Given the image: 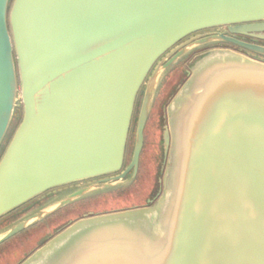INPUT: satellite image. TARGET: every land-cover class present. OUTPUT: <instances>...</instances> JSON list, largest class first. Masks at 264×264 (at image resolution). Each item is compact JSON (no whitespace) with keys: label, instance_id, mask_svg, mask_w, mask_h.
<instances>
[{"label":"water","instance_id":"water-1","mask_svg":"<svg viewBox=\"0 0 264 264\" xmlns=\"http://www.w3.org/2000/svg\"><path fill=\"white\" fill-rule=\"evenodd\" d=\"M227 32H264V0H0V146L19 94L23 108L0 157V215L103 176L48 192L58 194L0 242L134 179L162 71L212 42L264 55ZM162 112L156 197L70 221L19 264H264V60L229 48L194 55Z\"/></svg>","mask_w":264,"mask_h":264},{"label":"rangeland","instance_id":"rangeland-1","mask_svg":"<svg viewBox=\"0 0 264 264\" xmlns=\"http://www.w3.org/2000/svg\"><path fill=\"white\" fill-rule=\"evenodd\" d=\"M206 32V31H204ZM219 42H212L209 44H203L195 46L188 50V52L179 58L174 64H172L168 69L162 71L161 79L157 88V93L155 96V100L153 103V111H150L151 117L149 124L145 127L144 130V139L145 144L140 156V164L138 173L135 179L126 177V179L119 184L118 186L114 185L111 189L98 191L96 196L83 197L77 205L70 206L66 208L59 217H65L67 215L73 216L77 212H83L86 209L101 212V211H109V210H120L131 208L133 205L143 206L145 204V199L149 196V190L153 185V182L156 179L161 178V167L163 164V146H162V126L164 123V119L161 118L162 115L159 116L157 119V110H156V103L160 101V105L164 107L168 102L171 95L175 93L177 90V86L181 84L186 78V70L187 66L189 65L190 60L196 55V53H201L206 51L210 48H227V47H218L217 45L220 44ZM231 49V48H229ZM234 50V49H232ZM237 51V50H235ZM240 52V51H238ZM243 54H250L244 53ZM185 66V69H184ZM147 83V78L142 85L144 88L145 84ZM148 84V83H147ZM142 90V88H141ZM141 102V96H138L135 102V109H134V119L133 124L131 126L130 134L127 139L126 143V154L124 160V166L129 162L132 149L135 140V127H136V119L138 115V110ZM23 113V108L21 104V97L20 94L18 96L17 106L15 107L14 115L12 122L10 124L8 133L3 140L0 146V157L11 138L15 128L17 127ZM149 114V115H150ZM163 114V112H162ZM85 181H83L84 183ZM159 184V182L157 183ZM160 186V185H159ZM42 205V204H40ZM39 205V206H40ZM37 206V207H39ZM36 208V207H35ZM52 214H49L40 220L34 222L32 229L30 231V238L31 241L27 244L26 252L33 251L36 247H38L46 238L50 235H54L57 233L58 230L50 229L51 226L48 227V222L51 219ZM40 229L42 233L36 234L37 229ZM4 228L0 229L2 231ZM42 236V237H41ZM14 242V249L10 253V259L14 257L18 258L20 256V242Z\"/></svg>","mask_w":264,"mask_h":264},{"label":"flooded vegetation","instance_id":"flooded-vegetation-1","mask_svg":"<svg viewBox=\"0 0 264 264\" xmlns=\"http://www.w3.org/2000/svg\"><path fill=\"white\" fill-rule=\"evenodd\" d=\"M218 29H226L225 26H219V27H213V28H208V29H203V30H200L196 33H201V32H204V31H207V32H210V33H215L216 30ZM196 33H192L190 35H194ZM227 34L233 38H237L239 40H242L244 42H247V43H252V44H256V45H261V46H264V38H261V37H257L256 35L257 34H264V32H250V33H247L245 35H236V34H230L227 32ZM189 35V36H190ZM189 36L185 37L184 39L180 40L179 42H182L183 40L187 39ZM218 47H227V48H231V49H234V50H237V51H240V52H244V53H250V54H255L256 56H259L261 59L264 60V55H260V54H257V53H254L252 51H250L249 49L245 48V47H242L238 44H235V43H232V42H228V41H222L220 44L217 45ZM198 53H196L197 55ZM184 69H185V66H184ZM186 70V69H185ZM138 96H141L140 94L137 95L136 99L138 98ZM136 102V101H135ZM156 110H157V119L159 118L160 115H162V109L163 107L160 105V101L158 103H156ZM134 109H135V106H134ZM154 108L152 107L151 111H153ZM134 110H133V115H132V119H131V124H130V128H129V133H128V136L130 134V130H131V126L133 124V119H134ZM150 117H151V114L149 115L148 117V120L146 122V125L145 127L149 124L150 122ZM162 118V116H161ZM145 130V129H144ZM128 139V137H127ZM145 141V139H144ZM145 144V142H144ZM144 147V145H143ZM143 150V148H142ZM142 153V151H141ZM125 154H126V147H125ZM141 156V154H140ZM124 160H125V155H124ZM139 164H140V159H139ZM138 169H139V166H138ZM138 173V171H137ZM130 173L127 175L129 176ZM126 176V177H127ZM137 176V174H136ZM135 176V178H136ZM100 177H103V176H100ZM100 177H95V178H90V179H86V180H81V181H76V182H72V183H69L67 185H62V186H59V187H55V188H52V189H49L35 197H33L32 199L28 200L27 202L23 203L22 205L0 215V229L2 228H6L10 225H12L13 223H15L16 221L22 219L24 216L27 215V213H29L32 209H34L35 207L39 206L40 204H43L45 202H47L49 200V198H51L52 196H55L58 194V192H56V194H49L48 195V192H52L53 190H57V189H64L65 187H69L71 185H75L77 183H83V181H88V180H94V179H98ZM134 178V179H135ZM159 182L158 179H156L154 182H153V185L151 186L150 190H149V196L145 199V204L148 203L149 200H153L157 193H158V190H159V184H157ZM92 196H96V194H92L89 197H92ZM80 201H82L81 199H78V200H75V201H72L70 203H68L67 205L63 206L62 208L54 211L53 213H51L52 215L51 216V219L50 221L48 222V227H50V229L52 230H58L62 227H64L66 224H68V222L70 221H74L78 218H81L82 216H84L85 214L87 215H92V214H98V213H103V212H108V211H101V212H95V211H91V210H88L86 209L85 211L83 210V212H77L76 214H74L73 216H70V215H67L65 217H59V215L68 207L70 206H74L77 205ZM137 205H133V207H136ZM114 210V209H113ZM113 210H109V211H113ZM118 210V209H116ZM34 224V223H33ZM33 224H30V225H27L25 226L23 229H21L19 232H17L16 234L12 235L11 237L5 239L4 241H1L0 242V264H19L23 259L26 258V256L30 253V252H26V250L28 249L26 246L27 244L29 243V241H31V236L29 235L30 234V231L32 229ZM40 229L42 228H39L36 231V234H39V233H42V231H40ZM30 236V237H29ZM42 237V236H41ZM17 240H19L18 242H20V256L18 258L14 257L10 259V253L11 251L14 249V242H17ZM27 248V249H26Z\"/></svg>","mask_w":264,"mask_h":264}]
</instances>
